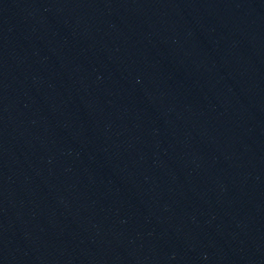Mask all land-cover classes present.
<instances>
[{
    "label": "water",
    "instance_id": "1",
    "mask_svg": "<svg viewBox=\"0 0 264 264\" xmlns=\"http://www.w3.org/2000/svg\"><path fill=\"white\" fill-rule=\"evenodd\" d=\"M0 264H264V0H0Z\"/></svg>",
    "mask_w": 264,
    "mask_h": 264
}]
</instances>
